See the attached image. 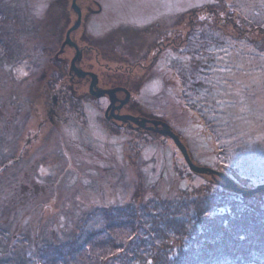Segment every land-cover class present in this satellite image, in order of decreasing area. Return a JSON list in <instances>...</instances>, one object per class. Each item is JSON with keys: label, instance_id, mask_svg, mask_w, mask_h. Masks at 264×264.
I'll return each mask as SVG.
<instances>
[{"label": "rangeland", "instance_id": "374dc122", "mask_svg": "<svg viewBox=\"0 0 264 264\" xmlns=\"http://www.w3.org/2000/svg\"><path fill=\"white\" fill-rule=\"evenodd\" d=\"M73 1L0 0V264H45L42 241L74 242L84 214L172 195L209 197L208 218L256 228L255 214L240 219L248 199L190 171L150 122L195 166L264 184V0H75L79 18ZM193 106L214 117L226 158ZM257 194L249 204L264 213Z\"/></svg>", "mask_w": 264, "mask_h": 264}, {"label": "trees", "instance_id": "16d2710c", "mask_svg": "<svg viewBox=\"0 0 264 264\" xmlns=\"http://www.w3.org/2000/svg\"><path fill=\"white\" fill-rule=\"evenodd\" d=\"M190 66L189 70L194 71L196 66L192 62ZM182 71L181 81L187 83L190 75ZM192 108L197 111L199 120L208 128L214 141L210 145L212 153L222 154L226 158L228 152L219 146L215 138L217 131L213 132V126L207 122H216L214 117L198 111L194 106ZM233 137L237 143L243 142L244 135L235 130ZM234 169L228 166L224 174L231 173L236 179L234 174L237 169ZM253 179L247 177L244 182L253 183ZM212 181L226 189L217 180ZM226 190L232 197L242 201L248 199L241 208L243 212L240 219L250 212L255 214L260 220L256 228L252 229L244 223L239 226L237 222L224 225L225 221L220 216L208 218L215 208L209 197L199 200V194H196L195 199L186 202L184 196L176 198L172 195L166 201L162 200L161 205L151 200L146 205L132 202L123 207L97 209L95 213L84 214L78 220V233L74 242L56 245L51 240L42 241L40 252L45 259L43 262L68 264L67 259H70L75 264H264V213L254 210L249 204L254 203L250 197L258 194L242 197ZM23 196L29 198V195ZM1 236L3 238L0 240H5L4 232Z\"/></svg>", "mask_w": 264, "mask_h": 264}, {"label": "water", "instance_id": "95a60500", "mask_svg": "<svg viewBox=\"0 0 264 264\" xmlns=\"http://www.w3.org/2000/svg\"><path fill=\"white\" fill-rule=\"evenodd\" d=\"M74 2H75V0L73 1L72 6H73V9L75 10L78 18H79L80 12H79V9L75 6ZM78 24H79V22L77 21L75 26L77 27ZM68 35H69V33L66 34V43L71 44L69 39H68ZM72 66H73V62H72ZM78 75L80 76L79 73H78ZM92 78L95 80V77H92ZM94 80L92 81V84L90 85V90L94 86V83H95ZM91 94H93V96H95L96 98L103 96V94H107L109 96L110 102L113 103V92H111V91H99L98 93H92L91 92ZM108 108L106 109V113H107ZM116 119L119 121L129 120V121H132L136 125L143 127V128H144L145 122H148L146 120L137 121L136 119L129 117V116L116 117ZM150 123L155 128L153 130L154 132L159 133L160 135H164V136L168 137L170 140H172L174 146L176 147V149L181 154L183 160L185 161V164L187 165V167L189 168L190 171H192L196 174H208V175L218 177L222 181V185H224L227 189L234 192L235 194L241 195L242 197L252 196V195H255L257 193L264 191V184L259 185L255 189H251V190L241 189L237 185H235L230 179H228L224 173L217 172V171L211 170L209 168L195 166L194 164H192L185 147L179 142L178 138L169 130L167 125H165L162 122H155V121H151ZM158 126H160L161 128L158 129ZM145 129L151 130V128H145Z\"/></svg>", "mask_w": 264, "mask_h": 264}, {"label": "flooded vegetation", "instance_id": "af4514ba", "mask_svg": "<svg viewBox=\"0 0 264 264\" xmlns=\"http://www.w3.org/2000/svg\"><path fill=\"white\" fill-rule=\"evenodd\" d=\"M80 21H81V18H80ZM101 23V22H100ZM103 24V23H102ZM86 27V26H85ZM78 29H81V27H79ZM77 29V30H78ZM81 31H84V29H82ZM104 39H102L101 41H103ZM162 46V45H161ZM168 46H164V48H167ZM159 48H162V47H159ZM162 50H160V52H161ZM98 52V51H97ZM97 52H96V57L98 56L97 55ZM90 73H92V72H90ZM94 74H96V73H94ZM97 76V75H96ZM119 100H121V99H119ZM51 103H56V101H57V99L55 98V97H53L52 99H51ZM48 104V103H47ZM58 104V103H57ZM48 108H47V110L46 111H48L49 112V115L51 116H53V117H55L56 115H55V112L49 107V105H46ZM51 106H53V104H51ZM55 106V105H54ZM120 111H116L115 113H119Z\"/></svg>", "mask_w": 264, "mask_h": 264}]
</instances>
